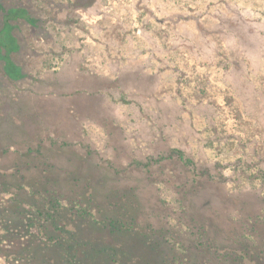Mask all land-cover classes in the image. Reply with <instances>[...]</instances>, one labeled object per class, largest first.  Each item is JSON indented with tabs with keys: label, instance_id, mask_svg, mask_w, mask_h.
Returning <instances> with one entry per match:
<instances>
[{
	"label": "rangeland",
	"instance_id": "374dc122",
	"mask_svg": "<svg viewBox=\"0 0 264 264\" xmlns=\"http://www.w3.org/2000/svg\"><path fill=\"white\" fill-rule=\"evenodd\" d=\"M70 1L0 0L2 80L24 78L18 6L46 7L55 19L39 22L24 62L81 76L60 106L76 147L87 138L121 173L151 180L184 237L179 261L202 242L218 250L203 264H228V249L231 264H264V0H95L68 13Z\"/></svg>",
	"mask_w": 264,
	"mask_h": 264
},
{
	"label": "trees",
	"instance_id": "16d2710c",
	"mask_svg": "<svg viewBox=\"0 0 264 264\" xmlns=\"http://www.w3.org/2000/svg\"><path fill=\"white\" fill-rule=\"evenodd\" d=\"M94 2L60 6L69 13ZM18 7H25L29 18L12 22L17 44L12 58L24 78L5 84L0 75V254L6 262L203 264L202 258L218 255L211 244L191 243L190 259L179 261L173 238L183 235L156 209L151 180L121 173L87 138L76 147L60 106L82 78L70 63L46 73L24 62V52L36 49L31 44L39 22L55 17L42 5ZM48 48L45 53L55 52ZM0 71L5 72L2 63ZM52 129L55 139L48 135ZM3 194H8L4 200ZM232 253L222 254L227 258L222 263L231 264Z\"/></svg>",
	"mask_w": 264,
	"mask_h": 264
}]
</instances>
